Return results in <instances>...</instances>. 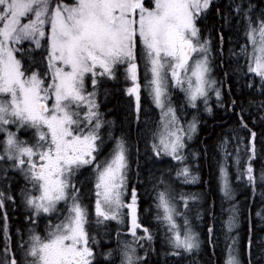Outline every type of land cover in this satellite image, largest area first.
I'll return each instance as SVG.
<instances>
[{
  "label": "snow or ice",
  "instance_id": "6c2138e0",
  "mask_svg": "<svg viewBox=\"0 0 264 264\" xmlns=\"http://www.w3.org/2000/svg\"><path fill=\"white\" fill-rule=\"evenodd\" d=\"M238 187L264 232V0H0V264H264Z\"/></svg>",
  "mask_w": 264,
  "mask_h": 264
},
{
  "label": "trees",
  "instance_id": "16d2710c",
  "mask_svg": "<svg viewBox=\"0 0 264 264\" xmlns=\"http://www.w3.org/2000/svg\"><path fill=\"white\" fill-rule=\"evenodd\" d=\"M223 2H227V0H223ZM138 77L141 83V99L144 104V108L151 111V105H150V100L147 96V92L144 91L143 89V80H144V73L142 71V66L138 70ZM179 97H177L178 99ZM103 99V97H102ZM102 111L105 112L106 116L109 117L110 115L115 117L116 121V127L117 129L119 128H124L125 130L128 128V103H127V98H121L118 96H110L107 100H104V103L102 105ZM109 115V116H108ZM217 123V121H214L211 117H207L206 121L202 123L201 131H200V139H206V143L209 148V155L211 157L213 147L216 141L217 135L221 132L220 128H215L214 129V124ZM231 123V121H229ZM133 147L135 148V133L133 132ZM193 149H198L202 148L203 145L200 144V140H196L192 144ZM141 151L143 152L144 145L143 143L140 144ZM133 160H135V151H133ZM135 167V165H133ZM214 165L212 164L211 160L208 162L201 161V167H200V182L194 185L190 186H185L184 190L185 191H190V192H205L208 190V187L211 186L215 188V178H214ZM205 181L209 182L207 185L204 183ZM133 182H135V178L133 176ZM260 190L257 189V193L255 197H252V194L250 192L245 194L244 189L242 188H237V195L236 199L240 200L241 202L244 201L245 195L249 199L253 200L252 203V215H251V222L253 225V233H254V238L255 235H264V232H259V225L262 223L256 216H255V211L256 208L259 206L260 203V195H259ZM141 193V218L145 219L146 222L148 220V217H146L142 210L144 208H147L149 206L150 201L148 200L146 194L144 193V189H140ZM211 199V198H209ZM228 205L225 204V208H227ZM248 210L247 206L244 208L243 215L241 217V224H240V236L242 238H246L247 235V230H248ZM216 216H217V222H216V229L218 234L222 231V225L224 221H226L227 213L225 212L223 215H221V210L219 207V200L217 199V207H216ZM11 220V228H16L19 227L20 225V215L18 212L14 211V216L13 213H11V217H9ZM19 224V225H18ZM221 243L223 242V236H220ZM160 244L159 241H157V248L159 249ZM201 260L202 264H220V251L219 249L217 250V256L216 257H210V252H205L201 254Z\"/></svg>",
  "mask_w": 264,
  "mask_h": 264
},
{
  "label": "flooded vegetation",
  "instance_id": "af4514ba",
  "mask_svg": "<svg viewBox=\"0 0 264 264\" xmlns=\"http://www.w3.org/2000/svg\"><path fill=\"white\" fill-rule=\"evenodd\" d=\"M102 110V109H101ZM109 116V115H108ZM106 118H110V119H112V120H114L115 121V117L114 116H112V115H110L109 117H107L106 116ZM115 123H116V121H115ZM7 212H8V216L9 217H11V213H13V216H14V211L11 209V208H8L7 209ZM15 212H18L19 213V211H15ZM19 215H20V213H19ZM9 225H10V227H11V220H10V218H9ZM19 225V224H18ZM21 225H19V227H20ZM16 228H18V227H16Z\"/></svg>",
  "mask_w": 264,
  "mask_h": 264
},
{
  "label": "rangeland",
  "instance_id": "374dc122",
  "mask_svg": "<svg viewBox=\"0 0 264 264\" xmlns=\"http://www.w3.org/2000/svg\"><path fill=\"white\" fill-rule=\"evenodd\" d=\"M142 71H143V68H142ZM144 73V72H143ZM110 119V118H109ZM226 219H227V217H226Z\"/></svg>",
  "mask_w": 264,
  "mask_h": 264
}]
</instances>
